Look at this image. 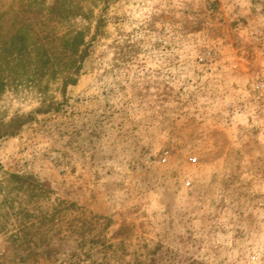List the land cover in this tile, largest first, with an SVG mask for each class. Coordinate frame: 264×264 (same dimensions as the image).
Wrapping results in <instances>:
<instances>
[{
    "label": "rangeland",
    "instance_id": "374dc122",
    "mask_svg": "<svg viewBox=\"0 0 264 264\" xmlns=\"http://www.w3.org/2000/svg\"><path fill=\"white\" fill-rule=\"evenodd\" d=\"M75 1L94 17L104 6ZM103 13L76 84L42 78L57 111L0 139V264H264V0H109ZM94 17L67 23L92 34ZM32 71L5 80L0 116L40 105ZM9 174L50 198L27 202ZM55 206L52 258L19 262L22 208L36 222Z\"/></svg>",
    "mask_w": 264,
    "mask_h": 264
},
{
    "label": "trees",
    "instance_id": "16d2710c",
    "mask_svg": "<svg viewBox=\"0 0 264 264\" xmlns=\"http://www.w3.org/2000/svg\"><path fill=\"white\" fill-rule=\"evenodd\" d=\"M99 1H102L104 6L100 14L94 17L92 8L88 7L86 12H83L82 5L75 0H68L65 5L60 0L52 3H46L45 0H0V90L10 74L17 82H22V70L27 67L33 71L25 78L33 86H38L42 94L40 105L34 111L16 114L8 119L0 116V139L18 133L37 113L57 111L61 103L52 98L47 99V85H42V78L52 70L53 74L62 76L61 91L68 85L76 84L84 59L94 50L97 41L106 35V17L103 11L107 8L109 0H90L93 7ZM72 15L80 16L88 23H91L94 17L92 34H89L88 27L68 24L67 20ZM56 27L57 30L63 29L57 33ZM6 182L17 183L27 196V202L50 198L51 190L30 174H9ZM64 207L67 209L70 206ZM59 209L55 206L53 213L43 214L34 222L31 221V211L27 207L22 208V236L19 237V232L10 236L11 244L19 242L18 245L23 246V254L18 257L19 262L26 263L33 259L37 263L38 257L48 261L52 258L50 243L53 235L47 224H52ZM41 247L45 249L37 251ZM78 258V254L72 253L70 264L76 263Z\"/></svg>",
    "mask_w": 264,
    "mask_h": 264
},
{
    "label": "built area",
    "instance_id": "2783aa9c",
    "mask_svg": "<svg viewBox=\"0 0 264 264\" xmlns=\"http://www.w3.org/2000/svg\"><path fill=\"white\" fill-rule=\"evenodd\" d=\"M164 160H166V158H164Z\"/></svg>",
    "mask_w": 264,
    "mask_h": 264
}]
</instances>
